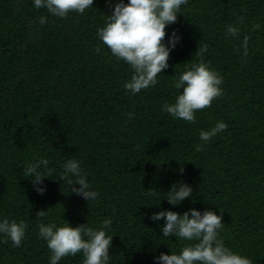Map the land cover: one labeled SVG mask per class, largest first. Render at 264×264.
<instances>
[{"label":"trees","instance_id":"16d2710c","mask_svg":"<svg viewBox=\"0 0 264 264\" xmlns=\"http://www.w3.org/2000/svg\"><path fill=\"white\" fill-rule=\"evenodd\" d=\"M117 2L94 0L62 18L34 0H0V222L26 225L19 247L0 234V264H50L40 223L99 229L106 219L113 237L108 264H158L156 257L179 254L190 242L164 237L166 220L152 215L193 208L222 215L225 246L264 264V0H188L166 27V45L174 31L180 38L169 67L155 87L136 94L125 88L133 69L97 35ZM231 25L237 36L227 32ZM201 45L207 51L197 55ZM201 60L222 77V95L191 123L163 106L182 93L174 87L179 75ZM221 121L226 130L200 139ZM45 159L41 195L23 173ZM71 159L98 193L90 203L61 180ZM180 182L192 195L171 205L167 192ZM41 210L47 214L37 217ZM83 260L78 253L58 264Z\"/></svg>","mask_w":264,"mask_h":264},{"label":"clouds","instance_id":"9594fccd","mask_svg":"<svg viewBox=\"0 0 264 264\" xmlns=\"http://www.w3.org/2000/svg\"><path fill=\"white\" fill-rule=\"evenodd\" d=\"M112 6V0H107ZM188 0H129L127 4L118 0L114 5L113 14L107 16L104 27L98 29L97 35L111 54L119 60L125 61L133 69L130 81L125 88L132 94L139 93L158 83L157 76L169 67L170 52L175 48L179 37L172 33L171 47L165 44L167 36L166 27L176 23L181 6ZM94 0H34V6L39 9L46 8L52 15L66 18L70 12L83 13L92 7ZM243 17L238 22H242ZM41 24L46 23V18L41 17ZM259 29V25L253 26V30ZM227 32L232 36L239 34V28L231 25ZM249 37L245 36L242 47L244 57L248 56ZM96 51L99 53L100 48ZM207 51V45H201L196 52L203 55ZM223 83L218 72L212 70L202 60L193 63L191 68L179 75L174 82L176 89H183L176 97L175 103L165 104L164 111L186 122L195 123L197 111L211 107L212 102L222 95L220 85ZM129 118L133 114L129 113ZM224 122H218L210 131H201L200 139L208 142L217 133L226 130ZM201 146H197V151ZM43 165L48 166V161L41 160L36 164L24 166V175L33 177L32 183L39 194L46 192V187H40L48 176L38 169ZM64 172L61 180H67L71 186V192L81 196L85 200L94 201L98 193L90 190V184L86 175L82 174L80 163L71 159L62 165ZM184 169L181 167L180 172ZM74 177L75 179H73ZM80 187H75V185ZM192 188L184 182L173 184L167 192L166 199L171 205H178L192 195ZM151 194V193H149ZM48 211V210H47ZM47 211L37 212V217H44ZM153 221L165 219L162 228L164 237H177L189 241L179 254L171 255L162 253L156 257L158 264H252L251 260L239 254L233 253L219 238L218 230L223 227L222 215L206 210L203 214L192 209L181 215L171 210L154 213ZM112 221L106 219L99 229H93L87 224L76 227L66 222L63 226L55 224H39V236L47 242L51 252L50 264L58 262L69 255L75 256L82 253L83 264H108L112 236H108L104 229L110 227ZM26 225L23 221L4 219L0 222V234H4L12 241L14 247L21 245L25 236ZM8 239L4 242L7 243Z\"/></svg>","mask_w":264,"mask_h":264}]
</instances>
